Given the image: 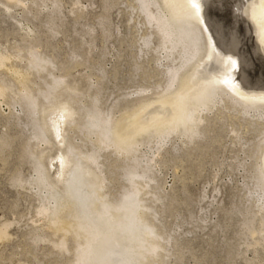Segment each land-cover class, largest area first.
<instances>
[{"label": "rangeland", "instance_id": "rangeland-1", "mask_svg": "<svg viewBox=\"0 0 264 264\" xmlns=\"http://www.w3.org/2000/svg\"><path fill=\"white\" fill-rule=\"evenodd\" d=\"M19 1L14 4L13 1L0 0V51L10 55L7 66L14 63L15 67L23 69L26 58L20 61L11 55L18 48L35 47L53 60L55 75H66L64 80L76 83L80 89V104L89 103L97 92L101 108L105 110L114 106L119 111L116 116L121 111L134 112L142 106L140 103L153 99L150 93L158 92L166 84L163 65L166 60L162 57L164 53L156 47L158 36L154 34V28L142 20L135 0ZM166 1L170 13L184 15V10L177 12L172 9L170 0ZM4 3L12 6L8 8ZM263 4L264 0H208L204 11L211 36L219 49V61L224 59L228 65H233L229 59L239 54L245 70L235 77L237 83L262 96ZM253 14L261 21L253 20ZM247 19L256 27H248ZM143 36H147L149 45H142ZM21 53L26 55L25 50ZM219 61L220 67L214 68L211 80L217 70H222L221 73L225 70V62ZM176 63L177 60L173 64ZM2 75L10 77L5 68H0V77ZM12 90L0 96V136L9 140V145L0 150V224L10 223L6 226L9 235L0 240V264H66L70 253L53 247L51 241L58 236L52 234L46 219L37 213L40 205L38 188L24 182L34 177L35 172L22 147L28 143L34 145L35 151H40L46 144L29 138L30 126L14 100L15 86ZM142 95L143 99H137ZM152 96L154 100L158 98ZM49 113L46 119L52 139L59 146V126L52 119L60 113ZM207 117L204 137H194L182 143L185 138L170 135L166 145L157 152L160 154L155 153L153 161L147 163L152 168L148 174L152 173L154 179L147 182L146 189L154 194L148 193L145 197L152 198L147 202L155 210L154 222L169 239L165 245L168 252L164 262L264 264V229L263 234L257 232L262 225L260 222H264V210L258 208L264 196L256 188L259 186V171L264 169V141L261 140L264 119L258 120L262 126L247 125V116L229 109H222L219 113L216 108L208 112ZM232 128L237 134L231 131ZM77 136H72V140L79 144L81 136ZM150 142L140 146L145 157L151 156V150H154V141ZM82 148L88 150V144ZM49 151L46 156L49 173L53 181L58 182L63 171L60 154L56 148ZM99 153V159L104 163L102 169L108 172L110 179L108 184L105 181L102 191L107 192L106 198L116 196L128 184L121 175V168L117 167L127 160L122 163L121 155L113 153L110 147ZM16 175L23 179L22 183L13 182ZM255 192L261 196L258 200ZM253 228L256 234H249ZM37 235L40 237L35 240Z\"/></svg>", "mask_w": 264, "mask_h": 264}, {"label": "bare ground", "instance_id": "bare-ground-1", "mask_svg": "<svg viewBox=\"0 0 264 264\" xmlns=\"http://www.w3.org/2000/svg\"><path fill=\"white\" fill-rule=\"evenodd\" d=\"M6 1L20 3L19 0ZM164 1L135 0L136 5L134 4L142 14V20L151 25L154 34L158 36L156 47L164 53V73L167 76L166 84L158 92L150 93L153 98L151 101L145 102V97V103H140L142 106L135 109L138 111L136 114L135 111H121L116 116L117 108L114 106L104 110L98 104L97 92L92 94L89 103L80 104V89L76 83L64 80L66 75H55L52 71L53 60L34 49L35 47L22 48L26 55L19 54L23 52L19 48L11 55L19 60L26 58L27 64L23 69L15 67L16 64L12 65L10 61L7 66L6 61L11 59L10 55L0 51V68H5L10 75L0 77V96L8 90L13 91L12 86H15L14 100L20 105L26 124L30 126L29 138L46 144V152L35 151L34 145L23 144V153L35 172L34 177L24 182L38 188L40 205L37 213L46 219L47 228L52 234L58 236L51 241L53 247L70 253L66 264H165L164 257L168 252L165 245L166 242L168 245L169 239L154 222L155 210L147 202L151 197H145L148 193L154 194L146 189L147 182L154 179L152 173V176L148 174L152 168L147 163L166 145V139L170 135L173 138H185L186 141L181 138L182 143L205 135L207 114L213 108L219 113L222 109L232 110L238 115L247 116V125L262 126V122L258 120L264 119L263 94L242 87L235 78L245 70L244 60L237 56L239 54L236 53L235 58L229 59L233 65H228L221 59L225 62V72L217 70L213 77L215 80L210 78V74L215 72L214 68L220 65L219 49L204 16L208 0H170L173 10L186 12L183 16L173 15L174 11L171 14ZM253 15V20H260L259 16ZM247 24L250 28L256 27L249 19ZM148 43L147 36H143L142 45L146 46ZM261 49L264 52V45ZM176 60L177 63L173 64ZM152 95L158 98L154 100ZM142 97L144 98L142 95L137 99ZM52 110L60 113V116L52 119L59 126V146L52 139V131L46 119L50 111L54 112ZM231 131L236 133L235 128ZM262 132L264 133V126ZM74 135L81 136L82 142H73ZM151 140L155 144L154 150L150 146L151 156L146 155V158L140 146L151 143ZM261 140L264 141V136ZM84 144H88V150L84 148L86 151L82 148ZM8 145L9 140L0 136V150ZM107 147L112 148L116 155H121V162L127 160L125 164L116 166L121 168V175L128 184L118 195L111 197L109 194L110 197L106 198L107 192L103 193L102 190L110 179L108 172L102 169L104 163L99 159V152ZM54 148L60 154L63 167L58 182L51 178L46 162L48 151ZM142 161L145 163L142 164ZM22 180L16 175L13 182L22 183ZM257 183V190L264 196V169H260ZM259 198L260 195L257 200ZM259 203L258 208L264 210V199ZM7 224L10 223L0 224L1 241L9 235L6 232ZM260 224L264 225V222ZM262 225L257 232L261 231L263 234ZM249 231V234H253L254 228ZM39 237L37 235L34 239Z\"/></svg>", "mask_w": 264, "mask_h": 264}]
</instances>
